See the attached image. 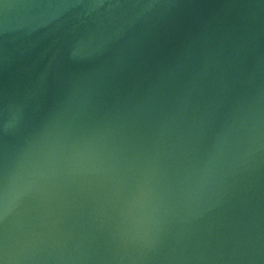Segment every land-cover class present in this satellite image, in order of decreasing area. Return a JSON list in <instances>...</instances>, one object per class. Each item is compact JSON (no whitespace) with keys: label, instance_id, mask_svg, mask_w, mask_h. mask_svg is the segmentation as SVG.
Returning <instances> with one entry per match:
<instances>
[{"label":"water","instance_id":"water-1","mask_svg":"<svg viewBox=\"0 0 264 264\" xmlns=\"http://www.w3.org/2000/svg\"><path fill=\"white\" fill-rule=\"evenodd\" d=\"M0 264H264V0H0Z\"/></svg>","mask_w":264,"mask_h":264}]
</instances>
